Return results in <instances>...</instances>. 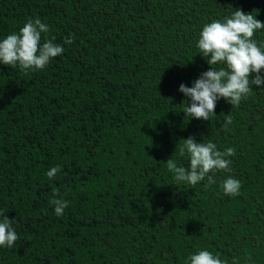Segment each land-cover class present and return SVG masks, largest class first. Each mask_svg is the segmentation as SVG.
Returning <instances> with one entry per match:
<instances>
[{
  "label": "trees",
  "instance_id": "1",
  "mask_svg": "<svg viewBox=\"0 0 264 264\" xmlns=\"http://www.w3.org/2000/svg\"><path fill=\"white\" fill-rule=\"evenodd\" d=\"M236 9L264 22V0H0V40L38 16L65 48L42 71L0 62V212L20 237L0 264H188L197 249L264 264V86L207 121L186 118L179 90L211 68L203 25ZM189 137L234 147L231 172L177 183L165 162ZM229 176L238 196L220 187Z\"/></svg>",
  "mask_w": 264,
  "mask_h": 264
},
{
  "label": "clouds",
  "instance_id": "2",
  "mask_svg": "<svg viewBox=\"0 0 264 264\" xmlns=\"http://www.w3.org/2000/svg\"><path fill=\"white\" fill-rule=\"evenodd\" d=\"M264 30V22L257 19L255 13H245L242 9L233 10L230 15L221 19H213L203 25L199 33L197 47L211 68L203 72L193 82L192 87L181 84L179 90L191 100L183 112L186 118L211 120L215 116V108L219 99H224L233 107L239 106L253 91V86H264V40H257L256 33ZM51 29L47 23L37 16L29 18L18 32L10 33L0 40V62L27 73L42 71L49 63L64 53L62 44L55 43V37L48 38L46 34ZM44 34V35H42ZM43 39V43H42ZM75 40L70 34L63 41L71 45ZM219 65V67H214ZM233 123L231 115L222 124L227 132ZM182 141V143H181ZM166 165L173 179L191 185L193 188L207 180L208 188L217 183V172H231L235 155L234 147L219 150L212 141L197 142L195 137L182 139ZM187 157L189 166H178L175 154ZM61 171V166H53L46 175L51 180ZM241 182L234 177H227L220 183L224 195L235 197L240 194ZM56 216H63L69 207V201L60 197L58 189H53L49 199ZM0 247L11 249L20 239L13 227L14 220L0 212ZM249 260L251 257L248 258ZM188 264H228L219 254L207 249H197L187 258ZM233 264H239L238 259Z\"/></svg>",
  "mask_w": 264,
  "mask_h": 264
}]
</instances>
